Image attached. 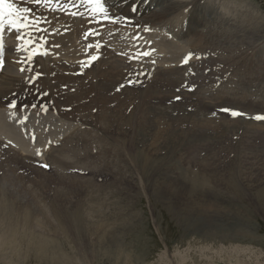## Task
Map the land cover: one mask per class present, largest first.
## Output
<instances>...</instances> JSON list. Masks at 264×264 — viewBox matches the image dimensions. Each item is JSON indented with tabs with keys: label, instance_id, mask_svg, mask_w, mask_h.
<instances>
[{
	"label": "bare ground",
	"instance_id": "bare-ground-1",
	"mask_svg": "<svg viewBox=\"0 0 264 264\" xmlns=\"http://www.w3.org/2000/svg\"><path fill=\"white\" fill-rule=\"evenodd\" d=\"M101 2L107 8L108 17L110 21L114 19L118 21L117 23L99 22L98 20L105 19L103 14L98 13V12H93L92 11L94 7L93 5H83V4L76 2L75 0H50L49 3L47 4L42 3L40 5H31L29 3L18 4L21 8H28L29 13L34 19H37L38 17V25L36 27L35 33H31L29 36L19 34L20 36L23 37L22 39H19V40L15 39V37L18 35L15 32H13L12 35L8 37V39L6 40V45H5L6 47L5 55L3 56V61L6 63V67L0 73V249L3 250V253L5 251L6 252L9 251L8 253H12L16 255V254H22L23 251L24 252L27 251L28 253L37 254L35 256L36 258H40V256H42V253L51 257L53 254L57 252L58 253L64 252L63 250H61L64 248V244L60 240L62 239V237L63 239H65L67 234L71 238H75V240H73L69 237V241L67 244L69 249L73 248V250L76 249V251H79L77 248L82 249V247L85 245L86 247L94 249L92 247L96 246L95 244H93L91 241H89L90 243L81 242L80 237L86 234V235H89L90 237H97L98 239H104V240L108 239L109 240L111 239L112 236L113 237L116 236V234L120 231L119 227L113 226L114 225L113 223H109L108 219L102 217V215L104 214L103 212L99 215V217H96V216H93V212H97V211L91 210V208H77L76 210H70L67 208L68 202H71L70 196L72 195L74 196V194L72 193V191L70 192V190H72L71 186H69L68 188L69 190L63 188L64 186H66L68 182L60 183V180L65 181V178L71 177L72 179L70 178V180L72 181L71 183H73V185L77 187L81 186L83 189H86V190H90L89 185H92L94 180H91L88 182L84 179V177L79 176V178L76 179L78 176H73V177L68 176L69 175L68 171L70 169H74L73 165L71 166L67 164V161H65L63 158L64 155L62 156L55 155V152L57 150L56 145L57 146L61 145L60 141L62 139H59L56 144H52L53 142L57 140L53 138V136L59 135L60 133H57V132L51 133L49 131L47 132L46 136H41L38 134L37 130H34L31 127L32 122L38 119L44 120V109L46 108H43L41 105L39 104L37 105L36 103H28L24 106H18L15 109H13L9 107V105L11 104L10 102H8L7 105L4 107L3 101L5 97L10 96L12 94L13 96H17V93L22 94L24 93L25 90L29 89L28 85L34 84L32 79L26 80V77L30 76L29 75L30 71L25 67V63L27 61H32L36 63L38 65L39 71H41L42 73H47L48 76L54 73V71L61 72L62 75L64 76V74L66 75L71 74L75 69L81 67L82 63H85L87 60L91 59L95 55L99 56V58L101 59L99 61L100 64H98L99 62L94 63L92 66V70L88 72L87 76L85 75L86 77H92L91 78L92 82L99 79V83L95 84L93 88L90 87L92 89L91 92L86 94V96L91 97L92 94L96 93L94 95L95 97L93 96L94 98L91 97L92 101L89 97L88 98L83 97V96L81 97L80 95L78 96L75 94L72 95L70 89H68L67 93L64 94L61 91L62 90L61 89L58 91L59 100L58 99L56 100V104L62 110V112L66 114L67 122L72 127L78 126L83 123L88 124L89 109L91 108V106H93V108L95 106H99L100 108H98V110L101 109L100 110L101 113L103 111V114L99 116L100 120L104 123L105 129L108 128L105 132L106 136L105 135L104 136L106 137V139L110 141V145L112 147V151H109V153L115 152L118 156H121V157L124 156L123 155L124 149L123 148L120 149L119 147L120 143L128 151L132 150V148L134 147L133 144L129 145L126 142L122 141L123 139L120 135L122 133H125L124 126H127V124L124 125L123 122L120 123L117 131H115V136L112 134L114 131V129L112 130L113 124L117 121L114 119L115 120L114 122L113 120V117H114L113 114L115 113L116 105L114 106L115 108L112 106L120 97L119 96L120 94L116 95L115 93L116 91L115 92L113 91L116 89L117 84H118L117 87H119L122 79H124L125 76L132 74L130 70L134 71L137 65L136 58H139V55H140V54L136 55V53L137 51H140L143 49V53L145 52L150 53V55L146 59H148L150 62L155 64L151 71H156V73L153 76H148V81H152L153 84H151L147 90L140 92L141 96L138 95L140 96L139 99L141 101H140V104L137 103L139 105L136 108L137 111L133 110L132 118L130 120L136 119L135 121L137 123H141L144 129L146 128V126L147 127L150 126L148 128L150 129L148 138L152 137V135L155 136L152 141L150 140L151 144L153 145L158 144L159 146V143H160L161 146H163L161 141L165 143V142H168L172 136H178V135H180L179 137L185 136L186 138L185 143L187 141V144H188L187 145L188 147L185 149L186 155L184 156L186 157V159L183 157V161H182L183 165L180 163L182 165L181 167L174 166L175 168L172 167L171 168L172 170H176L180 174L183 175V171L193 169V167L191 168L192 161L197 162L198 156H200L201 153L205 151L208 146H210V148L212 147L213 149L219 148V150H222L218 152L220 156L222 153L227 155V157L225 156L224 160H222V157H221L222 161L221 162L218 161V163L222 165L225 160L228 161V157L232 156V151H236V149H238L237 148L238 146H239V150H237L234 153L238 154L237 156L242 154L246 158L248 166L253 164L252 162L253 158H254L253 161L256 164L258 161H260L259 157L260 156L262 157L263 155V153L260 156L258 154H254L252 147L255 145V143L253 144L254 141L256 142V141L264 140V124H262L261 122H260L261 124H257L255 120L251 119V117L258 115L254 113L261 112L256 107L259 105H254L255 103L260 104L262 98L264 97V88L259 89V87L262 86L261 80L257 77L258 75L256 74L254 75V73L246 75V76L238 77V78L230 77L231 74L224 76L223 74L219 73L226 66L228 67L227 68L228 70L239 69L249 63H252L251 64L252 72L254 71L260 72L257 69L258 64L253 63V62L254 61L258 62L261 57L264 58V46L260 47L259 45L261 44L262 39H264V36H263L264 31H262L261 28L257 26V24L262 25L261 22H257V23L255 22L254 24H252L253 30H251L250 32L247 31L246 28H244L243 32L241 33L242 35L241 37L243 36L246 37L244 38L245 40H247L248 37H250L249 35H251L252 37L251 41L253 40L252 45L242 42V44H246L250 46L247 52L250 53L252 48H258L260 52L258 55L256 56L254 55L255 57L253 58L251 56L246 57L245 59L246 63H243L242 65H240L238 63L224 62V60L226 59H231V57H228V58L222 57L223 55H226L225 53H218V52L216 53V51H212L209 48H206L205 51H201L202 50L201 48L198 54L200 55L199 61H201L202 64L198 65L196 61H194L196 57L192 55V52L190 50H193V51L196 50L194 47L196 44H198L199 40L191 43L190 46L186 45L182 47L184 45L183 41H184V38L189 37L190 39V36L192 34H197L198 32H201L202 30L201 28H199V25H203V27L205 28V27L215 26L217 24L222 23L223 19L219 20L218 18H216V16L217 17L219 16V14L216 12V8L214 4L205 2V0H189L186 2H181L179 0L178 1L177 0H101ZM72 13H76V15L73 16ZM255 17L257 16L255 15ZM42 21H44L43 24H42ZM88 31H91L92 35L88 36V38L86 39L85 34ZM137 37H139V39H136ZM241 37H239V39H242ZM199 38L204 39L205 35L202 33L200 37V33H199ZM255 43L258 44L257 47L254 45ZM28 44H30L31 47H28ZM201 44L204 45L203 42ZM179 47H182V49ZM18 48H23L24 51H17ZM33 48H35V50ZM185 48H188V49L185 50ZM176 49L180 51L178 54H176L175 52ZM36 50H41V54L39 53L37 57L32 58L31 54H33V52ZM243 53L245 52L244 51L241 52V54ZM189 54L192 55V58L190 59L188 66L187 67L182 66V62L185 60V58ZM103 55H106L108 57V60H105V59L102 60ZM216 55H218V57H214ZM129 57H133V58L129 59ZM219 61H222L224 65L218 64ZM104 66L107 67L106 70H102V67ZM203 66L205 68H202ZM188 67H194V68L190 72ZM214 67L216 68L224 67V68L221 69L220 71L216 70V72L208 75L206 69L208 68L213 69ZM21 68L24 69L23 72L20 71ZM192 72H195V73H192ZM80 78L83 79V76ZM118 78H121V80L119 79V81L116 83V80ZM186 80L188 81L184 83ZM192 80L200 82V83H204L205 86L203 87H206L211 90L210 94L212 96L209 95L211 96L209 100H205L203 97H201L202 96L201 94H199L201 96H198L195 93L196 95L192 96L191 94L193 92H191L190 94L186 91L187 85L189 86L193 85ZM74 82L76 84L80 83V82L77 83L76 81ZM60 83H61V87L62 85H66L65 87H67V85L72 87L71 78L64 77L63 79L60 80ZM83 84L86 85L85 81L83 82ZM40 85L42 86L41 88L43 90V95H44V92L46 91L51 90V92H53L47 80H42ZM89 85H91V82ZM59 87L60 85L56 88L60 89ZM128 87L129 85L125 87V89ZM75 88H79V87H75ZM35 89H37V87H35ZM225 89H227L228 91H225ZM65 90L63 89V91ZM88 91H89V88H88ZM129 91H130V88H129ZM81 93L82 92H79V94ZM131 93L132 92H130V94ZM180 94L184 97L190 96L188 99V102L189 100L191 102L188 103L184 107L186 109L188 108L190 109V107L192 108L196 107L198 111H196V108H195V111L198 114H194V116H191L189 118H183V119H178V120L172 119L170 123L165 124L166 119L167 120L169 119L168 118L169 115L166 113L167 111H170L173 113L178 112L177 110L184 111L183 110L184 107L182 106V104H180L181 102L174 103L175 102L174 98L180 97ZM63 97L66 99L65 104L61 103L62 101L60 102L61 99L62 100L64 99ZM135 97L134 99H136ZM127 98H129V96ZM85 99H90L89 104L81 103L83 101L85 103L86 102ZM134 99H132V103H135L133 102ZM230 100L237 101L235 107L238 109L235 108L236 109L235 111L241 110L240 112L244 114L245 110H250L253 112V114L249 116L248 114H246L245 116H242L240 118H233V117L227 118V117H224L218 114L220 118H216V119L215 117L213 118L212 117L213 113L217 111L218 109H221L224 107L226 108V106H230V108L232 106V109H233V105L235 103L230 102ZM90 101L92 102V104H90ZM168 101H170L169 103H171V105L168 104ZM119 102L121 103V100H119ZM126 102L127 100L125 101V103ZM145 102H148V106H146V108L144 106ZM154 104H157V105H154ZM57 106L53 105V106L47 107V108H50V110L47 109L45 112L47 113V111H50L54 114V111L58 110L56 109ZM118 106L119 105L117 103V107ZM62 107L73 108L74 109L73 113L72 114L67 113V112L65 113ZM53 108H55L54 111H52ZM118 108H121V107H118ZM122 108L124 110L125 107H122ZM122 108L120 110H122ZM69 110L70 109H68L67 111ZM85 111L88 112V116L85 114L86 113ZM95 111H94V114H95ZM72 115L74 116L80 115L82 116V119L76 120L74 119V117H72ZM261 115H264V114H261ZM13 116H14V119L12 118ZM96 116L98 117V115ZM28 118H30L31 120L28 121ZM59 119H60L59 115L58 114L55 115L54 123L56 120H59ZM96 119H94L92 115V120H96ZM47 120L48 119L46 116V121ZM187 120L189 122H192V124L194 125V129L189 132V135L187 134L188 132L187 133L181 132V131H178V129L176 130L174 129L178 134H174L175 133L174 131H173L174 133L169 131L168 128L173 123H177L178 121L188 122ZM25 124L29 127L30 129L29 133L31 136H28L24 134L23 131H21V130H24ZM42 124L44 123L42 122ZM155 124H158V125H155ZM242 125H244V128H241ZM102 127L103 126H101V128ZM211 133H214V134L212 135V137H209ZM215 134H216V137H214ZM146 135L148 134L146 133L145 136ZM93 136L95 137V135ZM102 136L100 137V140ZM130 136L133 137V139L130 141L131 143H133L137 138L134 136V134ZM165 136L167 137L165 138ZM144 139L145 138H143V140ZM182 139L183 138H181V140ZM116 140L120 141V143L117 142ZM236 141L238 142L240 141L238 143L239 145L237 144ZM104 142H102L103 145H104ZM108 142H106L107 144L105 143L106 146H109ZM179 142H180V139H179ZM98 144H100V142ZM153 145H151L152 147L150 146L151 148H149L148 150L146 149L147 151L145 150L146 145L144 146L142 150L138 149L140 153V157L144 163H148L149 160H151V157L153 155L160 154L159 148H162V147L159 146V148H156V147H153ZM226 145H236L237 147L231 148V146H226ZM139 146L140 145L138 144V147ZM147 146L149 145L147 144ZM98 147L101 148L100 146ZM203 147L205 148V150H202ZM105 148L108 149L109 147H105ZM166 148L168 147L166 146ZM95 149L97 150L96 147ZM103 150L101 151L103 152ZM37 151H39L41 154L37 155ZM128 151L125 153L128 158V161L132 160V158H136L135 156L136 153L135 155H131V152H128ZM207 151L209 150L207 149ZM212 151H211V154H214L216 152L214 151V153H212ZM98 152L99 151L97 150L96 155H98L97 154ZM93 153L95 152L92 151L91 154ZM109 153H107V155ZM179 153L177 152L176 154H179ZM104 154L105 152L102 153V155L101 154L100 155L103 156ZM113 154H110V155H113ZM173 154H174V151H173ZM30 156L32 157V159L40 160V162H43V163H46V160H47L48 162H50L51 164L55 166L54 169L61 171L59 175H57L53 171L54 172L53 176L57 179L56 182L59 183L58 185H62L60 190L54 191V189H52V185L50 184L48 186L45 180H43L42 178L37 179L35 181L31 180L32 182L30 183L20 180V178L24 177V175L17 176V174L21 170L19 168V162L29 166L28 163L23 162V161H27V158L28 157L30 158ZM126 156H124V158ZM104 157H101V158L104 159ZM215 157H216V154H215ZM215 157L211 159H209L208 156L206 157L209 160L207 161V164H209V166H211L212 163H214ZM101 158L99 160H101ZM114 159L115 158H113V163L117 161L118 158L116 160ZM174 159L176 158L174 157ZM166 160L167 159H165V161ZM216 160H218V158H216ZM100 162L103 163L102 161ZM122 162L124 161L122 160ZM122 162L119 163V166L121 167V169L122 167H124ZM83 163L85 164L84 161ZM39 164L40 163L36 165H39ZM107 164H109V166L111 165V163H107ZM120 164H122L123 166H121ZM86 165L85 167H82V168L86 169ZM90 165L92 166L93 169L91 168V166L89 168L95 171L93 167L94 164H90ZM103 166H105L104 163H103ZM100 167L102 166L100 165ZM127 167L129 166L127 165ZM213 167L215 166H211V169ZM224 167L225 166H222L223 169ZM114 168L116 167L114 166ZM49 169L50 168L48 166V170ZM78 169L80 168L78 167ZM98 169H100L99 165H98ZM119 169L117 172H119ZM91 170L89 171L93 172ZM104 170L108 171V168ZM230 170H232L233 176L237 177L239 172L235 174L233 166ZM110 171H108V173ZM205 171L207 172V170ZM112 173H115V172L113 171ZM166 174H171V173L168 171V173ZM116 175H117L116 177L115 176L113 177L116 178V181L118 183V180H117L118 174ZM62 176H65V177L63 178ZM43 177L47 179L48 175L44 174ZM202 180H203V183L201 184H204V182L207 181L205 179H202ZM113 181H114V178H113ZM235 181L237 180L235 179ZM105 182L107 183V181ZM122 183L123 182H121V185ZM26 184L35 186L34 188L36 189L35 190L36 192L33 190L35 192V193H32L33 198L31 194H30L31 196L28 195L27 193L28 189L26 191V187L28 186H26ZM201 187L202 186L199 185L196 188L201 189ZM91 188H93V185L91 186ZM127 188L129 189L130 187H127ZM93 189L95 190V188ZM101 189H103V187ZM122 189H124L123 186H122ZM203 189H205V187H203ZM105 191H107V188ZM112 191L115 193L113 189ZM49 192H54V197L51 203V205H54V209L52 208L53 212L55 213L53 218L51 217L50 213L49 214L46 213L47 209H49L50 207H48L45 204V201H43V199L46 200L47 198H49L48 196ZM70 193L72 194L70 195ZM106 193L110 195L109 192H106ZM90 196L86 198H90L91 199L90 201L93 204H100L102 202L100 197L98 198L95 197V194L94 196L92 194ZM104 196L103 198L106 197ZM50 199H51V196H50ZM82 200L80 199V201ZM25 201L27 202L23 203ZM46 201H48V199ZM22 203L24 204V206L21 205ZM201 209H202V212L212 211V207L209 203H207L206 205H203ZM89 211H91L92 217L88 216ZM61 221L67 222L68 224H64V223L60 224ZM56 222H57V226L54 224ZM38 226H43L45 228V232L40 233L37 228ZM56 228L59 230V233H58L59 235L56 234ZM125 236L127 237V235ZM13 237L14 239H16L17 237L21 239V241L24 244L22 245V248L10 250V242L13 241L12 240ZM22 256L23 255H21L20 257ZM43 258L45 259V257ZM161 259H164V256H161ZM238 264H242V262H239Z\"/></svg>",
	"mask_w": 264,
	"mask_h": 264
},
{
	"label": "rangeland",
	"instance_id": "rangeland-1",
	"mask_svg": "<svg viewBox=\"0 0 264 264\" xmlns=\"http://www.w3.org/2000/svg\"><path fill=\"white\" fill-rule=\"evenodd\" d=\"M179 1L184 2L188 0H179ZM206 2L215 5L216 12L219 14V16L218 17L216 16V18L221 20L223 17V21L222 23L217 24L215 26H209L205 28L203 27V25H199V28H201L202 30L201 32H198L197 34H192L190 36V39L189 37L184 38V41H183L184 45L182 47L186 45L190 46L191 43L199 40L198 44H196L194 47L196 50L195 51L190 50L192 52V55L196 57L194 61H196L198 65L202 64V62L199 61L200 55L198 54L201 48H202L201 51H205L206 48H209L212 51H216V53L217 52L225 53L226 55H224L223 57H233V58L226 59L224 60V62L238 63L240 65H242L243 63H246L245 61L246 57L251 56L253 58L260 53L258 48H252L250 53L247 52L250 46L246 44L252 45L253 40L251 41L252 39L251 35H249L250 37H248V39L245 40L244 38L246 37L244 36L241 37L242 36L241 33L243 32L244 28H246L247 31L249 32L253 30L252 24H254L255 22L256 23L261 22L262 25L257 24V26L261 28L262 31H264V0H206ZM254 14L257 17H255ZM224 18L226 19V23H225ZM248 20L249 21L252 20V21L249 22ZM199 33H200V37L203 33L205 35V38L200 39ZM239 37H241L242 39H239ZM202 42L204 43L206 47L201 44ZM242 42L246 44H242ZM263 42H264V39H262L261 44H259L260 47L264 46ZM254 45L256 47L258 46L257 43H255ZM182 47H179V48L182 49ZM177 49L175 50L176 54L180 52ZM186 49L188 48H185V50ZM243 51L245 53L241 54V52ZM214 57H218V55ZM103 59L108 60V57L106 55H103L102 60ZM253 63L258 64L257 69L260 72H255V71L252 72V66H251L252 63H249L239 69L228 70L227 69L228 67L226 66L225 70H221V72L219 71L218 72L223 74L224 76L231 74L230 77H236V78L254 73V75L255 74L258 75L257 77L261 80V83H262V86H260L259 89L264 88V74H263L264 73V58L261 57L258 62L254 61ZM98 64H100V62ZM218 64L224 65L222 61H219ZM106 69H107L106 66L102 67V70H106ZM206 70H207V73L209 72L208 73L209 75V74L216 72V70L218 69L214 67L213 69L208 68ZM133 72L135 73V71ZM58 73L62 74L61 72H58ZM38 76H39L38 74H35V78H37ZM82 76H83V79L80 78ZM84 76H85L84 73L81 74L80 76H72L70 77L72 83H74L72 87H70L69 85H67L68 88L65 87L66 85H62L61 87L60 85L59 88L62 89V91L63 89L65 90L66 88V90L63 91L65 92V94L67 93V90L70 89L72 95L75 94L78 96L80 95L81 97L82 96L87 97V98L89 97L92 101L91 97H93L96 93L92 94L91 97L86 96V94L90 93L92 90L91 88H93L95 84L99 83V79L92 82V79L90 77H86V76L84 77ZM119 79L121 80V78H118L116 80V83L119 81ZM129 80H130V76H125L124 79H122L119 87H117L118 85L117 84L116 89L113 91V92L116 91L115 92L116 95L120 94L119 96L122 98L119 97V99L112 106L114 107L116 105V108H117L116 109L114 107L115 113L113 114V116L115 118L113 117V120L115 119L117 121L115 122L114 120L115 123L113 124V127H112V130L114 129V131L112 134L115 136V131H117L120 123L123 122L124 125L127 124V126H124L125 133H122L123 135L122 134L120 135L123 139L122 141L126 142L129 145L133 144L134 147L132 148V150L128 151L124 146H122L120 141H117V140L116 141L120 143L119 144L120 149L121 148L124 149V150L122 149L124 152L123 153L124 156H126L125 153L127 151L131 152V155H135L136 153L135 155L136 158H132V160H130L131 162L128 161L127 156L124 158V156L122 157L118 156L115 152L109 153V151H112V147L110 145V141L106 139L105 137L106 136L105 132L108 128L105 129L104 123L100 120L99 116L103 114V111L101 113L100 111L101 109L98 110V108H100L99 106L94 107L96 111L93 108V106H91L90 108L91 110L89 109L88 124L83 123L75 127L70 126L67 122L66 114H64L62 110L57 106L56 109L58 110H57L56 115L57 114L59 115L60 117L59 120H56L54 123L55 115L50 111H47L46 113L44 109V120L38 119L32 122V126H31L34 130H37L38 134L41 136L47 135V132H49L47 128L48 126L55 128V129L57 128L56 132L60 134L53 136V138L57 140L53 142L52 144H56L59 139H62L60 141L61 145L59 146L56 145L57 150L55 152V155L57 156L64 155L63 158L65 161H67V164L71 166L73 165L74 169H70L69 170L70 173L68 171V174H69L68 176H72V177L78 176L77 178L75 177L76 179H78L79 176L84 177V179L88 182L91 180H94L92 185H93V188H95V190L91 188L92 185H89L90 190L83 189L81 186L77 187L73 185V183H71L72 181L70 180L71 177L65 178V181L60 180V183L68 182L66 186H64L63 188L69 190L68 188L69 186H71L72 190H70V192L72 191V193L74 194V196L72 195L73 197L70 196L72 198V199L70 198L71 202L66 201L68 202L67 208L70 210H76L77 208H91V210L97 211V212H93V216H96V217H99V215L103 212L104 214L102 215V217L108 219L109 223H113L114 224L113 226L119 227L120 231L116 234V236L114 237L112 236L111 239L109 240L108 239L106 240L98 239L97 237H90L89 235L85 234L82 237H80V241L86 242V243L91 241L93 244H95L98 247L94 246L92 247L94 249H91L89 247H86L85 245L82 247V249L77 248L79 251H76V249L73 250V248H70V249L68 248L67 244H68L70 236L66 233L67 234L66 238L63 239L62 237V239L60 240L64 244V248L61 249L64 252H60V253L57 252L53 254L51 257L42 253V256H40V258H36L35 256L37 254L28 253L27 251L25 252L23 251L22 254L14 255L12 253H8L9 251L8 252L5 251L3 253V250L0 249V264H178V263L179 264H182V263L184 264H238L239 262H242V264H264V197H263L264 196V140L253 142V144L255 143V145L252 147L253 153L258 154L259 156L262 155L263 153L262 157L261 156L259 157L260 161H258L256 164L254 163L253 161L254 158H253L252 159L253 164L248 166L246 158L242 154L237 156L238 154L234 153L237 150H239V146L237 147L236 145H226V146H231V148L237 147L238 149H236V151H232V156H229L228 161L225 160L222 165L218 163V161L221 162L222 160L225 159V156L227 157V155L222 153L220 156L218 152L222 150H219V148L213 149L211 147L212 150L216 151L214 153V151L211 150L210 146H208L206 150L204 147L202 150L207 151L208 149L209 151L207 152H209L210 154L203 151L200 155L201 157L198 156L197 162L192 161L191 168L193 167V169L183 171V175H182L178 171L172 170L171 168L172 167L175 168L178 166L181 167L183 165V162H182L183 157L186 155L185 149L188 147L187 141L185 143V140H186L185 136H182V137H179L180 135L172 136L171 139L172 138L173 139L172 140L170 139L168 142H165V143L161 141L163 146H161L160 143H159V146L162 148H159L158 144H155L156 146L151 144L150 140L152 141L155 136L152 135V137L148 138L149 133H150V129L148 128L150 126L148 127L146 126V128L144 129L141 123H137L135 121L136 119L135 120H130V119L132 118L133 110L137 111L136 108L137 106H139L138 104H140V101H141L139 99L141 96L140 92L147 90L148 87L153 83L143 82V84L141 83L142 85L141 84L133 85V83H131ZM74 81H76L77 83L82 82L81 84H83V82L85 81L86 85L83 84L85 85L83 86L80 83L76 84ZM187 81L188 80H186L184 83H186ZM55 82L56 81H52V86L54 85L58 87L59 85L55 84ZM90 82L92 86L89 85ZM192 82H193L192 86L187 85V92L190 94L191 92H193L191 94L192 96L196 94L198 96L202 95L201 97H203L205 100H209V98L212 96L210 94L211 90L206 87H203L205 86L204 83H200L197 81H192ZM121 85L124 87V89ZM128 85L129 87L125 89V87H127ZM54 86L52 87V90H53V92H51L52 94H50L49 97H45V99H42V102L48 101V103H50V105L52 106L56 104L57 99L59 100L58 91L60 89ZM75 87H79V88H75ZM86 87L89 88V91H88V88ZM129 88H130V91H129ZM189 89H192V90H189ZM126 90H128L129 92ZM225 91H228V90L225 89ZM79 92H82V93L79 94ZM130 92L132 93L130 94ZM41 95L43 96V94ZM123 95L125 96V98ZM10 96L5 97L3 101L4 107L7 105L8 102L12 103L11 101L15 99V96H13V94ZM128 96L129 98H127ZM134 97L136 99H134ZM189 97L190 96L184 97L180 94V97L174 98V101H175L174 103L181 102L180 104H182V106L184 107L188 103L191 102L190 100L188 102ZM131 98L134 99L133 102H135L136 104L138 103V104L136 105L135 103H132ZM90 99H85L86 102L84 103L83 101L81 103L89 104ZM122 99L123 100L126 99L127 102L131 100L129 102L130 104L127 102L125 103L126 100L123 101ZM119 100H121V103L119 102ZM91 101H90V104H92ZM263 101H264V97L262 98L260 104H256V103L254 104V105H259L256 107L259 109V111H261L260 113H254V114H258V115L264 114V102ZM25 102H31L30 94H26L25 97L22 99L21 103H25ZM60 102L65 104L66 99L65 98L63 100L61 99ZM169 102L170 101H168V104L171 105V103ZM230 102L235 103L233 105V109H232V106L231 108L230 106H226V108L224 107L221 109L222 110L228 109L232 111H235L236 109H238L235 107L237 101L230 100ZM117 103L119 105L118 107H121V108L125 107L124 110L123 108L122 110H120L121 108L117 107ZM130 105L132 106V108ZM154 105H157V104H154ZM44 106H47V105H44ZM144 106L146 108V106H148V102H145ZM67 108L70 110L67 111L68 110ZM195 108L190 107V109L189 108L186 109L184 107L183 108L184 111L177 110L178 112H174V113L167 111L166 113L169 115L168 118L170 120L166 119L165 124L170 123L172 119L178 120V119H183V118H189L191 116H194V114H198L196 112L198 111V109L196 108V111H195ZM62 109L63 111H65V113L67 112L70 114H72L74 110L73 108H70V107H62ZM118 109L122 112H120ZM221 109H218L217 111H215L212 117L213 118L215 117L216 119V118H220L219 115H221L227 118H232V116L228 112L222 111ZM54 110L55 108L52 109V111ZM94 111H95V114L98 115V117L94 114ZM85 112L84 113L88 116V112L87 111ZM244 114H248L249 116L253 114V112L250 110H245ZM92 115L94 119L96 118L97 119L92 120ZM175 115L178 117H176ZM46 116L48 119L47 121H46ZM72 117H74V119L76 120L82 119V116L80 115L79 116L72 115ZM236 118H240V117H236ZM30 120L31 119L28 118V121ZM42 122L44 124H42ZM260 122L264 124V121H256L257 124H261ZM53 123L55 126L53 125ZM99 124L103 126L104 129L103 127L101 128ZM155 125H158V124H155ZM242 126L241 128H244V125ZM102 129L104 130V132ZM168 129L171 132L174 131L175 132V133L173 132L174 134H178L175 131L176 129H178V131H181V132H185V133L188 132L187 134L189 135V132L194 129V125L192 124V122H189V121L188 122L178 121L177 123H173ZM21 131H23L24 134L31 136L29 133L30 129L26 124H25L24 130H21ZM146 133L148 135L145 136ZM132 134H134V136L137 138L133 143L130 142L133 139V137L130 136ZM213 134L214 133H211L209 137H212ZM93 135H95V137ZM101 136L103 140L102 138L100 140ZM166 137L167 136H165V138ZM214 137H216V134ZM143 138L145 139L143 140ZM178 138L180 139V142ZM181 138L183 139L181 140ZM106 140H108L109 142ZM101 141L102 142L105 141L104 145ZM96 142L98 143L100 142V144ZM106 142H108L109 146H106L107 144ZM142 142H144L145 144ZM236 142L238 144L240 141L239 142L236 141ZM97 144L101 148H99ZM138 144L140 145L139 147H138ZM147 144L149 146H147ZM102 145L104 148L102 147ZM151 145H153V147L159 148L160 154H155L156 156L153 155L154 157L152 156L151 160H149L148 163H144L140 157L139 150H142L144 146H145V150L146 149L148 150L149 148L152 147ZM166 146L169 149L166 148ZM172 146L175 148H173ZM95 147L99 151L97 153L98 155H96L97 150L95 149ZM105 147H109V148L107 149ZM100 149L101 150L104 149L103 152ZM92 151L95 152L93 153L95 155L91 154ZM173 151H174V154H173ZM211 151L214 154H211ZM104 152L105 154L101 156L102 153ZM106 152L109 154L107 155ZM177 152L178 153L180 152V153L176 154ZM110 154H113L114 157L113 155H110ZM215 154H216V157H215ZM206 155L208 156L209 159L215 157V161L211 165L215 167H213L212 169H211V166L207 164V161L209 160L208 158H206L207 157ZM89 156L90 157L92 156V157L90 158ZM96 156L97 157L99 156V157L97 158ZM100 156L101 157L105 156V157L103 159ZM107 156H109L110 158ZM172 156H174L176 159H174V157ZM221 157H222V160H221ZM100 158L101 160H99ZM113 158H115L114 160H116L117 158L119 160L117 159V161L113 163ZM184 158L186 159V157ZM216 158H218V160H216ZM165 159L167 160L165 161ZM87 160L89 163L87 162ZM122 160L124 162H122ZM83 161L85 162V164L83 163ZM100 161H102L105 166H103V163H101ZM162 161L164 162V164ZM23 162L28 163L30 167L19 162V168L21 170L17 174V176L24 175V177L20 178L21 181L30 183L32 182L31 180L35 181L37 179L42 178L43 180H45L48 186L50 184L52 185V189H54V191L55 190L58 191L61 189L62 185H58L59 183L56 182L57 179L53 176L54 172L57 175H59L61 171L54 169L55 166L53 164H51L47 160H46V163L40 162V160L32 159L31 156L30 158L29 157L27 158V161H23ZM120 162H122V164L124 165L122 169L119 166ZM38 163L45 164V165L47 164L48 166L50 165L49 166L50 169L49 170L39 169L36 165ZM107 163H111L110 165L111 167ZM90 164H94L93 167L95 171L91 170L92 166ZM122 164L120 165L123 166ZM85 165H86V169H83L82 167H85ZM98 165L100 169H98ZM100 165L102 167H100ZM113 165L116 168H114ZM127 165L129 167H127ZM131 165L132 167L134 166L135 168L134 167L132 168ZM231 165L233 166L235 174L239 172L237 177L233 176V172L232 170H230L232 168ZM90 166L91 168H89ZM222 166H225L224 169L222 168ZM78 167L80 169H78ZM103 168L104 169L108 168V171H110L111 169V171L108 173V171L104 170ZM128 168H130L131 170ZM112 169L115 173L119 169V172L116 173L118 174V177H117L118 183L115 178L117 175L115 173H112L113 172ZM89 170L93 171L94 173L90 172ZM205 170H207V172ZM168 171L171 174H166L168 173ZM44 174L48 175L47 179L43 177ZM62 177L64 178L65 176H62ZM113 178L115 182L113 181ZM202 179H205L207 181L204 182V184H201L203 183ZM235 179L237 181H235ZM105 181H107V183L111 182L112 184L111 183L107 184ZM121 182H123L122 185H121ZM199 185L202 186L201 189L196 188ZM26 186H28L26 187V191L28 189L27 193L29 196H31L32 193L36 192L35 191L36 189L34 188L35 186L29 185V184H26ZM122 186L124 189H122ZM102 187L103 189H101ZM127 187H130V188L128 189ZM203 187H205V189H203ZM106 188H107V191H105ZM112 189L115 191V193L112 191ZM106 192H109L110 195L107 194ZM72 193H70V195ZM89 193L90 195L92 194L93 196L95 194V197L97 198L100 197L102 202L100 204H93L90 201L91 200L90 198H86L90 196ZM104 193L107 195H105ZM48 196H49V198H47L48 201H46L47 199L46 200L43 199V201H45V204L48 207H50L49 208L50 210L47 209L46 213L47 214L50 213L51 217L53 218L55 215V213L52 210V208L54 209V205H51V203L54 197V192H49ZM50 196H51V199H50ZM103 196L106 199L103 198ZM32 198H33V195H32ZM80 199L81 200L84 199V200L80 201ZM26 202L27 201L23 203H26ZM23 203L21 204L22 206H24ZM207 203L211 205L212 211L202 212L201 208L203 207V205H206ZM88 216L92 217L91 211L88 212ZM63 223L68 224L67 222H63V221L60 222V224H63ZM54 224L57 226V222ZM37 228L40 233L45 232V228L43 226H38ZM58 233H59V230L56 228V234ZM125 235H127V237ZM71 239L75 240V238H71ZM12 240L13 241L10 242V250L20 249L22 248V245H24L21 239L18 237L16 239H14L13 237ZM21 255L23 256L20 257ZM161 256H164V259H161ZM43 257H45V259Z\"/></svg>",
	"mask_w": 264,
	"mask_h": 264
},
{
	"label": "snow or ice",
	"instance_id": "snow-or-ice-1",
	"mask_svg": "<svg viewBox=\"0 0 264 264\" xmlns=\"http://www.w3.org/2000/svg\"><path fill=\"white\" fill-rule=\"evenodd\" d=\"M27 2L29 4L40 5L42 3L47 4L50 2V0H27ZM83 2L86 4L93 5L94 6L92 9L93 12L101 13L104 15L105 19H109L107 8L101 2V0H83ZM72 15L75 16L76 13H72ZM110 22L117 23L118 21L113 19ZM32 23H34V21H31L29 19V9L28 8H17L12 3V0H0V67L3 66V56L5 55V51H6L5 28L7 27L13 30L15 33H17L18 35L15 37V39L19 40L23 38L22 36L19 35L22 32V30H26L29 27V25ZM90 35H92V33H86L85 38L87 39L88 36ZM136 39H139V37H137ZM17 51H24V49L18 48ZM143 55L149 56L150 53L145 52L143 53ZM132 58L133 57H129V59H132ZM191 58H192V55L189 54V56L185 58L184 63L187 64L188 60ZM96 59L98 58L95 56L92 57L93 61ZM20 71L23 72L24 69L21 68ZM189 90H192V89H189ZM9 107L15 109L17 105L15 103H11ZM222 111L228 112L234 118L246 115L239 111H232L228 109H224ZM12 118L14 119V116ZM251 119L255 121H264V115H256V116L251 117ZM40 154L41 153L37 151V155H40ZM41 167H47V166L41 165Z\"/></svg>",
	"mask_w": 264,
	"mask_h": 264
}]
</instances>
